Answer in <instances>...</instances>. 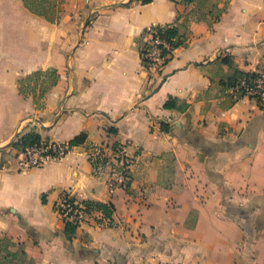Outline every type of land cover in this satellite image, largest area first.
<instances>
[{
	"label": "crops",
	"instance_id": "obj_1",
	"mask_svg": "<svg viewBox=\"0 0 264 264\" xmlns=\"http://www.w3.org/2000/svg\"><path fill=\"white\" fill-rule=\"evenodd\" d=\"M223 2L61 0L51 23L22 0H0V239L9 251L22 246L33 264H264V107L220 85L230 67L249 74L264 64V0H228L209 24ZM157 25L185 35L159 70L139 49ZM48 69L57 81L37 109L19 80ZM30 132L85 140L60 161L19 170L9 144ZM118 144L132 159L127 190L110 188L108 168L89 159L93 147ZM64 192L112 204L111 219L91 211L67 236L53 208Z\"/></svg>",
	"mask_w": 264,
	"mask_h": 264
},
{
	"label": "built area",
	"instance_id": "obj_2",
	"mask_svg": "<svg viewBox=\"0 0 264 264\" xmlns=\"http://www.w3.org/2000/svg\"><path fill=\"white\" fill-rule=\"evenodd\" d=\"M145 46L141 49V59L148 69L159 70L171 57L175 47L163 41L158 35L149 32L145 35ZM163 49L167 52L163 53ZM232 94L255 100L264 107V64L259 65L251 73L236 79L228 88ZM68 143L47 141L24 148L14 154L17 169L38 168L43 165L62 160L70 151ZM91 163L101 171L108 168L106 175L110 188L119 186L123 189L130 181L129 170L132 159L127 154L126 147L118 144L110 148L93 147L89 154ZM102 166V167H101ZM55 212L63 219L79 225L89 212L85 211L80 201L69 192L62 193L54 204Z\"/></svg>",
	"mask_w": 264,
	"mask_h": 264
},
{
	"label": "trees",
	"instance_id": "obj_3",
	"mask_svg": "<svg viewBox=\"0 0 264 264\" xmlns=\"http://www.w3.org/2000/svg\"><path fill=\"white\" fill-rule=\"evenodd\" d=\"M23 5L27 10L31 13L41 16L47 21L51 23H55L58 21V12H59V4H61V0H22ZM141 2L142 4H146L151 2L152 0H136ZM175 1V0H173ZM185 3H190L193 0H181ZM228 0H224L223 6L221 8L217 7V5H213L212 9L208 12L210 15L209 24L217 22L225 9ZM199 7L202 6V3L198 1ZM202 17V16H201ZM200 17V18H201ZM204 18V17H203ZM149 32L152 34H156L163 41L169 43L173 47L183 46L185 45V35L180 32L179 26L177 25H157L152 26L149 29H145L142 34V38L140 41V45L143 48L146 44L144 41V37ZM141 51V49H140ZM163 53L167 51L163 49ZM142 63L145 65V62L142 60ZM221 63H229L228 59L223 58ZM247 73L241 72L237 69L230 67V72L226 77L225 81H222L220 85L228 89L232 83L241 77L246 76ZM57 81V73L54 69H48L46 71H35L31 74L26 75L25 77L19 80V92L23 95H32L33 102L37 109L43 108V97L44 93L53 85H55ZM175 101L169 99L164 103V108L169 109L174 107ZM187 105L183 104L179 106V108L184 109ZM163 130L167 129L163 126ZM85 140V134L80 133L75 136L71 140H69L68 145L70 147L80 145ZM48 140L42 139L39 134L36 132H30L26 134H18L14 137V139L10 142L9 146L16 152L22 151L24 148L47 142ZM114 146V145H113ZM129 183L125 187V190L128 189ZM81 204L84 206L85 211H98L101 212L103 217L106 219H111L113 213V205L108 203H101L92 200H84L81 201ZM64 221V232L67 236H71L74 234L77 224L70 220ZM14 244L8 238L0 239V264H33V262L27 259V256L24 252L22 246H19V249L15 252H11L8 250L10 246Z\"/></svg>",
	"mask_w": 264,
	"mask_h": 264
},
{
	"label": "rangeland",
	"instance_id": "obj_4",
	"mask_svg": "<svg viewBox=\"0 0 264 264\" xmlns=\"http://www.w3.org/2000/svg\"><path fill=\"white\" fill-rule=\"evenodd\" d=\"M202 3L203 7L208 4V1H212V0H198ZM213 1H216V2H223L224 0H213ZM139 49H142L141 45H139Z\"/></svg>",
	"mask_w": 264,
	"mask_h": 264
}]
</instances>
